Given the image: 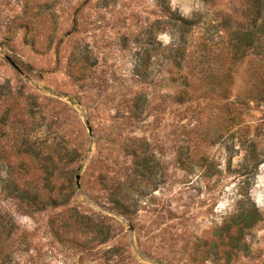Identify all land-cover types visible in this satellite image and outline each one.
I'll return each instance as SVG.
<instances>
[{
	"label": "rangeland",
	"instance_id": "1",
	"mask_svg": "<svg viewBox=\"0 0 264 264\" xmlns=\"http://www.w3.org/2000/svg\"><path fill=\"white\" fill-rule=\"evenodd\" d=\"M168 1L201 18L182 68L166 58L178 34L160 0H0V233L10 234L11 264H222L211 257L213 235L241 200L264 216L263 73L253 54L228 78L223 68V43L247 23V0ZM155 23L161 46L141 78L138 54ZM140 95L147 103L136 111ZM135 153L151 160L144 180ZM201 156L221 174L206 176ZM12 178L38 190L40 203L75 193L59 207L19 202L4 190ZM120 183L128 215L109 201ZM81 215L112 227L86 254ZM248 242L232 264H264V220ZM111 248L118 253L106 259Z\"/></svg>",
	"mask_w": 264,
	"mask_h": 264
},
{
	"label": "trees",
	"instance_id": "2",
	"mask_svg": "<svg viewBox=\"0 0 264 264\" xmlns=\"http://www.w3.org/2000/svg\"><path fill=\"white\" fill-rule=\"evenodd\" d=\"M161 11L167 17V24L175 28V33L178 34L177 41L173 46L165 48L166 58L172 61L173 65L178 68H182L187 57V46L185 39L190 33L191 29L200 24V16L197 14L193 19H186L176 12H173L168 0H160L159 2ZM247 23L231 32L228 36L227 42L223 43V49L225 53V59L223 68L227 73V78L231 75V71L238 64L245 60L250 54L255 55L259 59V67L261 69L262 79L264 78V0H247ZM159 30V23L152 24L147 30V38L144 41L146 47L143 53L138 54V64L136 73L141 78H148L149 73L147 70L148 61L151 57V52L158 49L161 43L156 42L155 33ZM157 43V44H156ZM86 64L93 66V58L86 56ZM87 79L86 76H82ZM81 80L79 76L76 78ZM181 96V95H180ZM147 99L144 95H140L135 99L133 105L137 110H144ZM179 104H184L183 99L178 100ZM142 112V111H141ZM139 112V113H141ZM134 165L136 173L141 180L147 178V173L152 169L150 166L151 160L143 158L139 154H134ZM251 161L259 163V156L256 151L251 152ZM203 173L208 177H214L221 174L219 164H216L213 160L208 157L201 156L197 164ZM257 166V165H256ZM193 168V167H192ZM190 168V169H192ZM256 168V167H255ZM46 174L44 176V184L50 186V178L52 172L49 164L44 165ZM69 174V172H68ZM3 186L5 191H9L15 195L19 202L29 201L34 205H49L53 204L55 207L64 206L69 203L70 199L74 196V193L66 196L61 200H54L50 197L47 200H42L40 203V193L38 190H29L25 187H20V184L15 179L3 180ZM127 184L120 183L116 188L115 192L111 193L109 201L114 205L117 211H123L122 214L128 215L129 206L127 199H129L130 191L124 189ZM64 188H61V190ZM62 193V192H61ZM249 200V198H248ZM241 200L238 210L232 214L229 219L224 223L223 226L215 230L212 241L211 257L217 261H221L222 264H232L233 259L240 254H247L250 250L248 237L251 235L252 229L264 220L263 214L259 209L250 201ZM40 203V204H39ZM81 220H78L80 224L79 230L82 229L83 234L88 238L84 243L85 248L82 254L90 252V244H94L97 241L99 246H104L112 238V227L104 220L93 222L90 217L81 215ZM85 220V221H84ZM0 233V264H11L10 260L13 254L9 251L7 246L9 233H5V238H2ZM118 248H111L103 251V256L106 259H111L116 253Z\"/></svg>",
	"mask_w": 264,
	"mask_h": 264
},
{
	"label": "water",
	"instance_id": "3",
	"mask_svg": "<svg viewBox=\"0 0 264 264\" xmlns=\"http://www.w3.org/2000/svg\"><path fill=\"white\" fill-rule=\"evenodd\" d=\"M78 179H79V177H78ZM80 185L78 184V187H79Z\"/></svg>",
	"mask_w": 264,
	"mask_h": 264
}]
</instances>
